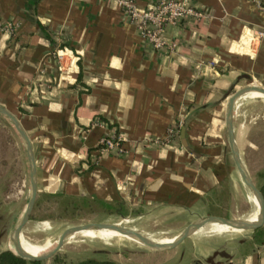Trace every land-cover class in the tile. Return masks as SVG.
<instances>
[{"label": "crops", "instance_id": "1", "mask_svg": "<svg viewBox=\"0 0 264 264\" xmlns=\"http://www.w3.org/2000/svg\"><path fill=\"white\" fill-rule=\"evenodd\" d=\"M156 1L136 0L141 8ZM193 2L206 16L168 25L163 36L178 43L168 52L152 48L114 0H0L1 21L16 24L14 33L0 29V104L31 139L35 207L60 195L118 213L166 215L183 221L182 230L207 214L252 219L255 205L235 215L247 185L233 157L227 108L236 90L264 87V8L258 0ZM0 121L20 148L11 120L0 112ZM233 125L243 164L260 186L264 94L240 95ZM170 128L177 133L166 141ZM111 131L126 135L125 151L98 156L100 138ZM101 253L92 258L264 264V231L200 243L187 237L167 251Z\"/></svg>", "mask_w": 264, "mask_h": 264}, {"label": "rangeland", "instance_id": "2", "mask_svg": "<svg viewBox=\"0 0 264 264\" xmlns=\"http://www.w3.org/2000/svg\"><path fill=\"white\" fill-rule=\"evenodd\" d=\"M258 4L264 8V0H260ZM15 129L17 130L16 127ZM16 133L20 141V148L15 136L0 121V252L10 249L11 233L21 219L31 193L30 163L28 166L23 161L25 155L22 150L21 156V149L25 144L18 130ZM248 195H251L250 199L254 204L248 201ZM256 201L251 188L248 185L245 186L243 204H239L235 215L246 213L254 205V209L247 214V217L255 211H259V203ZM139 214H141L140 211L134 210H122L118 213L116 209L92 206V204L83 203L79 199L49 195L45 196V199H40L36 207L34 205L30 219L23 227V233L29 240L37 241L34 247L36 248L51 238H59L67 227L88 221L117 222L119 225L138 228L137 230L151 238H158L159 241L171 240L180 233L185 225L183 221L167 218L166 215L155 217L147 213L141 216ZM119 219H128V221ZM214 225H219V223L208 222L188 237L200 243L217 238L232 237L241 232H244L245 236H249L264 231V223L256 229L236 230V232H216L213 230ZM175 247L161 251L171 250ZM153 249L128 237L105 238V235L84 232L68 238L53 256L39 260L40 262L37 264H78L83 258L102 257L101 252L108 254L109 251L116 250L133 255L158 250Z\"/></svg>", "mask_w": 264, "mask_h": 264}, {"label": "water", "instance_id": "3", "mask_svg": "<svg viewBox=\"0 0 264 264\" xmlns=\"http://www.w3.org/2000/svg\"><path fill=\"white\" fill-rule=\"evenodd\" d=\"M247 91H259V92L264 93V87L257 85V84H251V85H247L245 87H242L236 90L231 95L229 99V103H228V108H227V128L229 131V141H230L235 163L241 173L243 180L251 188V190L253 191V193L255 194L256 198L259 201L260 210H259V216L256 220L229 217V216H224V215H219V214H207L187 224L186 227L171 241H156L152 239L151 237H149L148 235L144 234L142 231H139L132 227H127L125 225H119L117 222L88 221L85 223L74 224V225L67 227L63 231V233L60 235L56 246L52 248L51 250H49L48 252L43 253L41 255L30 254L26 251L21 250L18 247V243L21 238V233L23 232V227L30 219V215L36 203V198H37V193H38L37 162L35 158L33 145H32L29 135L25 131L18 117L13 112H11L9 109H7L5 106L0 104V112L5 114L13 122V124L19 131L24 141L27 155L29 158V163H30V183H31L30 198L27 202L26 208L23 212L21 219L14 227L11 233V236H10L11 244L14 245L15 250L11 248L9 250L26 260L39 261V260L46 259V258L53 256L64 245V243L69 238V236L74 234L76 231L86 229V228H107V227L113 228L125 234H129L139 239L140 241H142L144 244L148 245L149 247L158 249V250L169 249V248H172L178 245L185 238L193 234L195 231H197L199 228H201L208 222L217 221V222L229 224L231 226L244 228V229L259 228L264 223V193L260 189V187L256 184V182L250 175L249 171L246 169V167L243 164L240 151H239V146H238V143L235 137L234 125H233V109L235 106V102L240 95H242L243 93Z\"/></svg>", "mask_w": 264, "mask_h": 264}, {"label": "built area", "instance_id": "4", "mask_svg": "<svg viewBox=\"0 0 264 264\" xmlns=\"http://www.w3.org/2000/svg\"><path fill=\"white\" fill-rule=\"evenodd\" d=\"M120 7L125 17L135 23L150 46L157 50L168 52L175 51L178 43L168 41L163 36V32L170 24L179 25L185 22H198L206 16L205 10L198 7L193 0H157L146 8H141L136 0H114ZM260 2V0H258ZM16 24L13 22H3L0 19V29L14 33ZM177 131L170 128L164 140H171ZM126 135L111 131L99 140L97 154L101 156L105 153H122L125 151L124 141Z\"/></svg>", "mask_w": 264, "mask_h": 264}, {"label": "bare ground", "instance_id": "5", "mask_svg": "<svg viewBox=\"0 0 264 264\" xmlns=\"http://www.w3.org/2000/svg\"><path fill=\"white\" fill-rule=\"evenodd\" d=\"M252 92H259V91H252ZM262 93V92H260ZM264 94V93H262ZM254 197H255V200L257 199L255 194L253 193ZM258 201V199H257ZM256 201V202H257ZM259 203V201H258ZM259 216V211H255L253 214H251L249 216V218H252V219H249V220H256ZM215 223H219V225H214V231L216 232H227V231H235L236 230H243L245 231L246 229L244 228H239V227H235V226H231L229 224H225V223H221V222H217L215 221ZM222 224V225H220ZM84 232H92V233H98V234H101V235H105V238H120V237H128V238H131V239H135L137 240L138 242H141L143 243L142 241H140L139 239L129 235V234H125L123 232H120L116 229H113V228H86V229H82V230H79V231H76L74 234H72L71 236H69V238H72V237H75V236H78ZM85 235V234H83ZM175 238V237H174ZM174 238H172L171 240H173ZM58 239L59 238H51L50 240H48L47 242H45L44 244H42L41 246H38L36 248H34L37 244V241H31L27 238V236L22 232L21 233V238L19 240V243H18V247L23 250V251H26L30 254H34V255H41L43 253H46L48 252L49 250H51L52 248H54L56 246V244L58 243ZM156 241H159L158 238H152ZM171 240H167V241H171ZM9 247L13 250H15V247L13 244L10 243ZM34 248V249H32ZM32 249V250H30Z\"/></svg>", "mask_w": 264, "mask_h": 264}, {"label": "trees", "instance_id": "6", "mask_svg": "<svg viewBox=\"0 0 264 264\" xmlns=\"http://www.w3.org/2000/svg\"><path fill=\"white\" fill-rule=\"evenodd\" d=\"M261 176L264 178V170L261 172ZM259 187L264 193V180H263V183ZM39 262L40 261L26 260L16 255L10 250H4L0 252V264H37ZM78 264H118V263L112 260H108V259L99 260L96 258L89 257V258L82 259Z\"/></svg>", "mask_w": 264, "mask_h": 264}]
</instances>
